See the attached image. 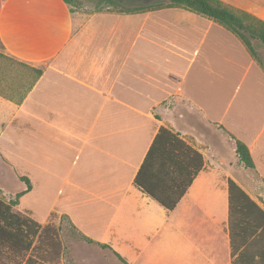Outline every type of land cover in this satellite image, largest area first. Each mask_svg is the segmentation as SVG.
Here are the masks:
<instances>
[{
	"label": "crops",
	"instance_id": "obj_1",
	"mask_svg": "<svg viewBox=\"0 0 264 264\" xmlns=\"http://www.w3.org/2000/svg\"><path fill=\"white\" fill-rule=\"evenodd\" d=\"M156 14L167 16L154 23L173 29L163 44L144 32ZM215 24L174 8L83 14L63 0H0L2 46L43 68L20 104L0 98V115L14 113L16 135L30 127L33 160L60 186L43 223L58 212L109 246L103 249L130 254L128 264L158 252L161 262L175 252L177 264H233L232 220L234 241L246 252L240 264H264V217L241 199L231 208L228 184L264 212V92L234 110L236 94L220 102L214 56L201 53ZM161 129L204 159L173 211L135 184ZM236 141L247 146L254 168L240 163ZM170 147L162 145L146 172L147 182L166 190L175 184L169 174L187 159L181 147Z\"/></svg>",
	"mask_w": 264,
	"mask_h": 264
},
{
	"label": "rangeland",
	"instance_id": "obj_2",
	"mask_svg": "<svg viewBox=\"0 0 264 264\" xmlns=\"http://www.w3.org/2000/svg\"><path fill=\"white\" fill-rule=\"evenodd\" d=\"M98 1L74 0V4L70 7L75 13L91 14L98 11ZM221 1L242 17H245L246 14L264 22V0ZM118 3L124 7L139 6L129 0H119ZM149 3L147 2L143 6H148ZM147 12L151 11L139 13ZM165 16L167 14H156L155 19L152 17L147 23L144 31L146 36H150L152 41H157L159 44H163V40H166L164 38L170 36L169 34L173 30H166L161 24L154 23L157 20L165 19ZM140 22L141 20L136 22V32L139 31ZM172 37L171 34L170 39ZM254 46L258 52V58L263 63L262 66L249 54L243 42L236 35L216 23L210 29L209 40L201 52L206 54L210 49V59L211 56H214L215 85L220 102L224 104L236 94L233 110L241 100H246L247 104L255 103L257 95L264 92L262 86L264 85V47H261L257 42H254ZM36 70H41L43 73L42 67L12 57L0 43V98L20 104L31 91V86L36 83ZM3 117L4 115H0V197L6 202L14 200L18 194L27 189V184L22 178L29 179L32 189L20 198V203L15 207V210L32 217L39 223L42 222L40 223L42 225L49 223L54 225L63 247L60 264H124L106 249L95 243L88 244L83 235L60 213L55 212L47 222L43 223L53 206L60 186L53 180L49 181L47 172L39 170L37 160L36 162L33 160L30 127L24 134L16 135L18 126L14 113L9 120ZM44 139L46 140V137ZM120 255L126 262L131 261L130 254L120 253ZM149 255L150 262L145 264H177L175 252L167 253L168 260L163 262L160 260L162 253ZM200 261L198 260L195 264H202Z\"/></svg>",
	"mask_w": 264,
	"mask_h": 264
},
{
	"label": "trees",
	"instance_id": "obj_3",
	"mask_svg": "<svg viewBox=\"0 0 264 264\" xmlns=\"http://www.w3.org/2000/svg\"><path fill=\"white\" fill-rule=\"evenodd\" d=\"M63 1L69 7L74 4V0ZM118 1L119 0H99L97 2V9L98 11L107 9L109 11H117L124 14H133L142 11H154L161 8H174L195 13L214 21L236 35L243 42L249 54L257 60L261 66L263 65L258 58V52L254 46V42L264 47V22L246 14L244 15L245 17H242L221 0H170L169 3L157 4L152 3L153 1L151 0L148 6H143L145 5L143 4L138 7H124L119 4ZM70 9L71 12H74L71 7ZM35 73L37 75L36 82L39 77H41L42 71L36 70ZM166 142L170 143L171 149H178L181 147L185 155L184 158H187L186 161H183V167L179 172L169 174H175L174 177H171L172 183L175 184H166L167 190L162 187L163 184H151L146 180V172H148L150 168L151 160L161 151L162 145H165ZM236 154L240 163L246 168H254L253 159L247 146L240 141H236ZM171 163L174 165L173 161ZM203 166L204 159L202 154L181 140L177 135L172 134L166 129H161L136 177L135 184L165 209L173 211L193 183L194 179L202 171ZM22 180L27 184V189L18 194L14 200L6 202L0 197V264H60V258L63 255V247L54 225L51 223L42 225L32 217L15 210V207L20 203V198L29 193L32 189L28 178L23 177ZM228 184L231 208L234 206V202L241 199L251 204L264 217V212L233 180L229 179ZM52 216L53 214L51 217ZM232 227L231 220L232 257L237 256L233 264H240L246 252L245 250L239 252L243 243L241 245L235 243ZM83 238L90 244L95 243L102 248H109L106 244L97 243L85 236H83ZM114 254L122 263L128 264L120 254L116 252H114Z\"/></svg>",
	"mask_w": 264,
	"mask_h": 264
},
{
	"label": "flooded vegetation",
	"instance_id": "obj_4",
	"mask_svg": "<svg viewBox=\"0 0 264 264\" xmlns=\"http://www.w3.org/2000/svg\"><path fill=\"white\" fill-rule=\"evenodd\" d=\"M130 2L134 3V4H139V5H143L147 2H149L150 0H129Z\"/></svg>",
	"mask_w": 264,
	"mask_h": 264
},
{
	"label": "water",
	"instance_id": "obj_5",
	"mask_svg": "<svg viewBox=\"0 0 264 264\" xmlns=\"http://www.w3.org/2000/svg\"><path fill=\"white\" fill-rule=\"evenodd\" d=\"M153 2L152 3H155V4H157V3H169L170 2V0H152Z\"/></svg>",
	"mask_w": 264,
	"mask_h": 264
}]
</instances>
